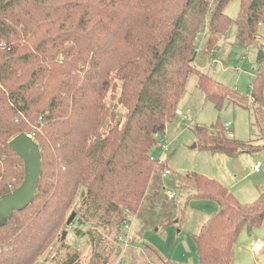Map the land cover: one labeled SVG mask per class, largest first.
<instances>
[{"label": "trees", "instance_id": "16d2710c", "mask_svg": "<svg viewBox=\"0 0 264 264\" xmlns=\"http://www.w3.org/2000/svg\"><path fill=\"white\" fill-rule=\"evenodd\" d=\"M230 1L0 0V197L24 177L10 140L31 136L41 156L32 202L0 228V264H34L57 245L63 250L53 258L57 264H79L80 254L62 240L77 203L79 224L102 212L119 223L117 233L125 214L146 224L147 213L165 206L161 173L167 167L151 150L177 115L188 76L196 75L197 88L218 109L225 96L236 95L195 68L202 29L206 54L231 24L235 45L256 49L250 104L260 137L243 142L215 123L196 129L194 148L231 158L264 150V49L257 43L264 0H239L234 21L224 13ZM178 178L192 190L183 211L191 199L217 205L193 235L198 264H233L241 230L264 222V191L240 204L212 179L197 173ZM155 179L161 181L156 187ZM175 215L158 225H177ZM107 263L99 252L90 261Z\"/></svg>", "mask_w": 264, "mask_h": 264}, {"label": "rangeland", "instance_id": "374dc122", "mask_svg": "<svg viewBox=\"0 0 264 264\" xmlns=\"http://www.w3.org/2000/svg\"><path fill=\"white\" fill-rule=\"evenodd\" d=\"M238 12L239 0L230 1L224 10L232 21L236 19ZM205 34L206 30L202 29L198 37L195 68L215 82L233 90L236 95L225 96V101L218 109L197 88L196 75L188 76L177 113L190 116L189 126L186 128L176 115L167 125L165 133L156 138V144L151 150V156L176 176L172 177L170 183H174L177 191H174L172 199L164 201L163 208L159 207L158 210L156 207L150 215L146 214V224H142L139 217H131L132 246L125 254L122 264H159L155 255L178 264H198L193 235L214 214L217 205L208 199H191L183 211L186 198L192 190L186 188L178 177L197 173L212 179L225 187L240 204L254 202L260 192L264 191V150L254 156L241 154L231 158L194 148L197 143L196 129H209L215 123L223 127L230 124L224 129L227 135L243 142H254L260 137L259 130L253 126L254 115L250 104L252 81L257 72L256 49L250 47L243 50L236 46L235 26L231 24L224 35L218 38L216 49L213 48L206 54L203 47ZM257 40L258 45L264 49V26L259 27ZM161 138L169 148L167 153H163L158 145ZM256 162L261 163L259 173H253ZM153 182L156 187L161 181L155 179ZM77 208L78 203L68 215L76 213ZM173 214H176L174 222L177 218H181V222L177 225L173 222L174 224L165 227L158 225L159 221L171 218ZM77 219L76 214L74 225L66 226L63 230H67L64 242L72 251L80 254L79 264H90L95 252L107 256V264H117L118 253L114 240L119 223L106 221V215L102 212L93 218L84 219L83 224H79ZM75 228L80 229L83 235H75ZM61 232L62 230L57 232L56 238ZM256 242L261 243L262 248L254 253L252 246ZM57 251L58 245L54 248L50 246L34 264H57V260L53 258H61L63 250ZM233 264H264V222L250 232L246 227L241 230L234 246Z\"/></svg>", "mask_w": 264, "mask_h": 264}, {"label": "water", "instance_id": "95a60500", "mask_svg": "<svg viewBox=\"0 0 264 264\" xmlns=\"http://www.w3.org/2000/svg\"><path fill=\"white\" fill-rule=\"evenodd\" d=\"M8 146L22 161L24 177L16 190L0 197V228L11 220L15 212H21L30 205L36 194L41 171L40 151L31 136L19 134L10 140ZM74 218L75 213H71L66 221V226H72ZM66 235L67 232L62 233V240Z\"/></svg>", "mask_w": 264, "mask_h": 264}, {"label": "built area", "instance_id": "2783aa9c", "mask_svg": "<svg viewBox=\"0 0 264 264\" xmlns=\"http://www.w3.org/2000/svg\"><path fill=\"white\" fill-rule=\"evenodd\" d=\"M177 116L179 117L180 121L184 123L186 128H188L190 123V116L188 114H181L177 113ZM230 124H226L224 127H229ZM158 138V137H157ZM159 147L162 149L163 153H167L169 151V148L165 145L163 138H161V143L158 144ZM261 169V163L256 162L253 166V172L259 173ZM172 176V172L165 168L163 172L161 173V180H162V190L167 195L169 199H172L174 197V190L170 189L169 185H167L168 180ZM126 215V216H125ZM123 216V221L119 227V232L116 234L114 244L120 249V253L118 256L117 264H122L123 259L125 258V254L129 251L132 244V238L130 235V229H131V216L125 214ZM262 248L261 243L256 242L253 244L252 249L254 253H257Z\"/></svg>", "mask_w": 264, "mask_h": 264}, {"label": "crops", "instance_id": "0c3cea01", "mask_svg": "<svg viewBox=\"0 0 264 264\" xmlns=\"http://www.w3.org/2000/svg\"><path fill=\"white\" fill-rule=\"evenodd\" d=\"M253 173H254V172H253ZM167 185H169L170 189H172V190H173V188L171 187L170 181H169V182H167Z\"/></svg>", "mask_w": 264, "mask_h": 264}]
</instances>
